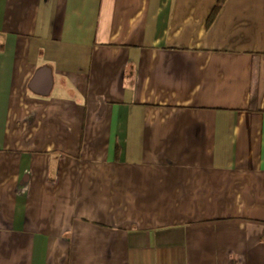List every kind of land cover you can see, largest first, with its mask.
Here are the masks:
<instances>
[{"label":"crops","instance_id":"0c3cea01","mask_svg":"<svg viewBox=\"0 0 264 264\" xmlns=\"http://www.w3.org/2000/svg\"><path fill=\"white\" fill-rule=\"evenodd\" d=\"M0 43V264H264V0H0Z\"/></svg>","mask_w":264,"mask_h":264},{"label":"trees","instance_id":"16d2710c","mask_svg":"<svg viewBox=\"0 0 264 264\" xmlns=\"http://www.w3.org/2000/svg\"><path fill=\"white\" fill-rule=\"evenodd\" d=\"M219 4H220V2H218V4L215 6L214 10L219 7ZM0 47H1V43H0ZM263 238H264V236H263Z\"/></svg>","mask_w":264,"mask_h":264}]
</instances>
